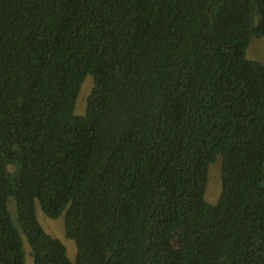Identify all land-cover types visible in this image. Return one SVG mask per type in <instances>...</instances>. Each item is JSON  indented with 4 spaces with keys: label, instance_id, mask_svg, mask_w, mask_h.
Returning a JSON list of instances; mask_svg holds the SVG:
<instances>
[{
    "label": "trees",
    "instance_id": "1",
    "mask_svg": "<svg viewBox=\"0 0 264 264\" xmlns=\"http://www.w3.org/2000/svg\"><path fill=\"white\" fill-rule=\"evenodd\" d=\"M254 37L264 0H0V264H264Z\"/></svg>",
    "mask_w": 264,
    "mask_h": 264
},
{
    "label": "rangeland",
    "instance_id": "2",
    "mask_svg": "<svg viewBox=\"0 0 264 264\" xmlns=\"http://www.w3.org/2000/svg\"><path fill=\"white\" fill-rule=\"evenodd\" d=\"M246 55L250 59H256L264 62V40L260 37H254L248 45ZM92 88H93V78L92 75H88L79 94L80 96L78 98V104H77L78 113L84 112ZM219 167H220V156L214 163L210 165L208 172L209 180L206 188L205 199L213 204L217 203L221 194ZM8 168L10 172H13L15 166L14 164H12V162H10L8 164ZM9 206H10L11 215H13L15 221H17V215H16L17 211L13 199L10 200ZM36 212H37L36 215L39 218L45 230L51 235L61 239L65 243L69 257L74 260L77 254V245H76V241L74 239L69 238L66 234L65 220L63 213L61 214V216L57 218H50L44 214V212L40 209L39 206L36 207ZM25 247L27 249V255H28L29 247L26 242H25ZM28 261L29 263L31 262V257L29 255H28Z\"/></svg>",
    "mask_w": 264,
    "mask_h": 264
}]
</instances>
